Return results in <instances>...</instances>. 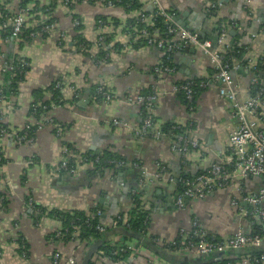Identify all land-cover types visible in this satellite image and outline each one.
<instances>
[{"label":"crops","instance_id":"crops-1","mask_svg":"<svg viewBox=\"0 0 264 264\" xmlns=\"http://www.w3.org/2000/svg\"><path fill=\"white\" fill-rule=\"evenodd\" d=\"M29 1L26 25L36 27L50 20L55 27L46 38L34 39L20 48V40L4 42L0 37L1 56L28 60V71L15 95L5 93L9 81L0 66V86H5L7 96L2 103L4 122L11 134L7 139L0 138V154L5 161L0 167V194L6 199V204L0 207V264H52L55 253L60 256L59 264L70 258L82 264L90 247L82 242L56 240L53 234L59 222L51 212L88 213L98 207L100 199L108 204L102 209L106 224L117 213H126L133 206L131 197H138L147 214L145 237L128 241L140 247L131 264H151L150 254L161 264L194 261L195 255L170 251L171 244L179 240V232L190 230L192 218L198 220L207 234L221 239L237 231L245 234L254 231V222L241 214V208L246 207L242 199L261 188L259 178L243 180L241 195L226 188L203 200L189 201L183 208L175 206L178 188L186 181L184 176L192 180L224 159L229 153V134L238 124L230 102L219 95L220 84L214 80L208 56L195 49L190 53L176 51L171 60L174 71L157 74L155 68L163 64L161 50L147 45L140 32L135 31L133 36L126 31L129 16L122 8L74 4L69 9L62 0ZM139 1L144 4L148 0ZM157 2L186 25L200 22L204 33L198 32L207 37H211L221 21L227 28L225 43L243 48L242 60L246 64L234 60L239 63V70L232 72V80L238 93L248 96L252 79L257 76L255 65L264 58V0H250L249 4L245 0H218L220 6L216 10H209L205 0ZM21 3L6 0L5 8L14 13ZM33 7L39 10L32 11ZM152 9L147 5V12ZM209 11L213 12L209 15ZM154 16L146 14L143 25L155 40L162 39L152 27ZM100 19L102 27H98ZM114 22L119 23L117 28ZM98 46L106 52L98 51ZM262 71L259 76H264ZM185 81L207 84L194 101L192 112L186 110L182 95L172 91L173 86ZM56 83L60 84L59 103L52 105L47 115L35 117L30 112L32 103L49 101L50 90ZM99 87L113 95L109 103L93 100L92 94ZM149 94L155 98L150 113L152 128L148 136L140 137L136 132L143 120L142 106L126 103L125 97ZM45 116L60 126V137L52 127L45 126L35 132L31 143L15 142V135L23 132L25 126H35ZM114 121L120 125H114ZM175 126L200 146L185 156L173 152ZM67 145L77 156L115 153L128 164V170L121 172L116 166L115 173L111 170L100 177L92 176L87 173L89 167L80 165L77 159L76 173L66 174L58 170V165L62 148ZM62 173L67 177L60 176ZM143 173L146 176L141 178ZM12 185L16 187L14 190L10 188ZM233 197L239 202L236 208L231 206ZM29 200L43 211L29 207ZM112 200L114 209L109 207ZM149 243L155 252L146 248ZM97 252L86 263L91 260L93 264H121L103 258L102 251L94 257ZM156 252L173 258L174 262L158 257ZM229 257L239 254L224 255L221 260ZM248 259L235 264H247Z\"/></svg>","mask_w":264,"mask_h":264},{"label":"built area","instance_id":"built-area-1","mask_svg":"<svg viewBox=\"0 0 264 264\" xmlns=\"http://www.w3.org/2000/svg\"><path fill=\"white\" fill-rule=\"evenodd\" d=\"M23 2V0H20ZM208 4L209 10H216L220 4L218 0H205ZM65 5L73 4H93L96 7H114L112 1L107 0H63ZM117 4L124 2L122 9L128 14L129 19H136V26L143 24L146 18L147 5L153 7L155 10V16L162 17L169 25L166 33L168 35H175L173 39H158L155 40L153 35L147 28H141L140 34L149 46H155L159 50L165 49L167 54L165 62L155 68V72L159 73H172L174 71L171 65V55L176 51H181L185 47L195 50H201L206 56H208L211 66L214 70V80L220 84L219 95L221 98L229 101L234 117L238 120V124L229 134V153L228 155L210 166L202 174L198 175L193 180H186L181 183L184 191L177 194L175 197V206L183 208L185 206L184 200L188 201H200L206 198L209 194L216 190L229 188L234 190L237 195L242 194L243 180L253 177L261 180V188L254 195L245 197L242 202L246 205L245 208H241V214L251 219L257 227L258 233L245 234L241 231H237L233 236L221 239L215 235H209L202 228L196 218L191 220V228L188 231L181 230L179 232V240L171 244L172 250L175 252L190 253L197 257L210 256L217 253H224L234 250H243L247 248L260 249L264 242V76H255L252 79V88L248 96H242L238 93L236 86L232 80V72L239 70V64L231 61H224L223 54L230 49L225 43L227 38V29L223 24L217 26L218 36L216 39V47H213L209 40L202 39L198 31H192L181 28L174 23L173 14L164 11L158 4L157 0H148L142 4L141 9L132 10L133 0H114ZM6 0H0V30L5 32L8 28L10 31L9 39H3L4 42L19 41L24 27L26 16L29 9L27 7L19 6L14 13H10L5 8ZM246 4L250 3V0H245ZM76 25L78 22H74ZM102 21H98V27H102ZM54 22L43 25L37 32L30 33L28 38L32 41L37 38H41L42 34H50L54 30ZM102 41V38H100ZM7 58L0 55V66L3 67V71H11L13 66L7 62ZM17 67L19 70H23L27 63L22 58H17ZM103 60V59H101ZM261 65L264 67V58L261 60ZM204 81H185L172 87L174 93H180L183 97V103L187 111L192 112L194 110V95L195 89H204L206 87ZM60 86L56 83L55 88ZM5 94V93H4ZM76 95H74L75 97ZM7 96L0 94V138H8L11 134L7 127H3L4 115L2 109V103ZM113 99V95L107 93L103 88L96 89V96L94 101L103 104L109 103ZM154 95H137L126 96L125 102L128 104H137L142 106L143 120L139 130L136 134L140 137H146L152 128L151 109L154 102ZM45 110V107H42ZM114 125H120L119 121H114ZM45 126L52 127L58 137L61 134V128L54 121L46 116L42 118V122L36 125V131L42 129ZM30 125L25 126L21 134H16L14 137L17 143H31L33 139L30 137L28 131H30ZM172 131L175 133L174 142L171 146L173 152L179 153L185 156L190 150L196 149L200 144L193 139H190L187 135H184L180 127H172ZM77 154L74 150L67 147L62 148V159L58 165L59 171H64L66 174L74 175L76 173ZM79 158V157H78ZM77 158V159H78ZM75 159V160H74ZM86 162L85 159H79ZM116 166L129 167L125 161H119ZM146 175L143 173L141 178ZM143 180L140 181L142 184ZM14 190L15 186H10ZM239 202L233 197L231 200V206L238 207ZM28 206H32V202L28 201ZM132 207L126 212H131ZM100 209L94 212V216H101ZM90 218V214H87V219ZM120 216H115L109 224H97L95 230L102 234L107 231L108 228H116ZM86 220V224H87ZM123 224L125 228L130 229V224ZM79 227L73 228V232L68 230H62L61 227L55 230V239L63 241L64 239L72 242H80L78 240ZM108 246L113 249V254L121 253L124 255V259L121 264H131L140 253V247L136 243L126 242L123 237L118 236L108 243ZM149 261L151 264H161L158 258L154 254L149 255ZM60 256L55 253L52 257V264H59ZM65 264H76L73 259H68ZM247 264H264V251L254 255L248 259Z\"/></svg>","mask_w":264,"mask_h":264},{"label":"trees","instance_id":"trees-1","mask_svg":"<svg viewBox=\"0 0 264 264\" xmlns=\"http://www.w3.org/2000/svg\"><path fill=\"white\" fill-rule=\"evenodd\" d=\"M107 1L113 2V5H114L113 8H119V7L122 8L123 7L122 4L124 3V2H120L117 4L116 2H114V0H107ZM133 1H135V3L132 4L133 5L131 8L132 10H137V9L142 8V4L139 0H133ZM29 2H30L29 0H23V2L20 4V6L21 7H27L28 6L27 4ZM66 6L69 7V9H71L74 7V4L70 5V6L69 5H66ZM91 6H93L92 3H91ZM35 9H38V7ZM35 9L33 7L32 11H34ZM212 12L213 11H209V15ZM28 13H30V11ZM146 14L147 15H150V14L155 15L156 13H155V10L152 9L151 12H146ZM51 22L52 21L49 20L43 24L39 23L36 27H33V25H31L29 23H28L29 25H26V21H25V27H24L21 35L19 36V39L21 41V42L19 41L20 43H18L19 48L23 44H29L32 41L31 39L28 38V35L30 33L37 32L43 25L50 24ZM136 23H137L136 19H128L126 21L125 29L127 32H130L133 36H134V34H136L135 31L140 32L141 28H146L145 24L144 25L139 24V26H136ZM118 24H119L118 22H114V28H117ZM168 25L169 24L167 22H165V20L162 17L154 16V22H153L152 27H153V29L158 31L160 38H162V39H166V38L167 39H173V37L175 36V35H168L166 33ZM217 25L220 26L221 21H219L217 23ZM228 25L231 26V24H228ZM147 30H149V29L147 28ZM122 31H124V28L122 29ZM9 34H10V31L8 28L5 30V32L0 31V37L2 39H9ZM47 36H48V34H42L41 38H46ZM217 36H218V30L216 27L212 30L211 37H207L206 35H202L200 33V37L202 39L209 40L212 43L213 47H216ZM107 41H109V40L107 39ZM85 49H87V48H85ZM98 49H99L98 51H100L101 53L106 52V51H104L103 47L98 46ZM161 52L163 55V63H164L167 54L165 53V49H162ZM172 55H171L170 60H172ZM242 55H243V48L238 47L236 45H233L232 47H230V49H228L227 52H225L223 54V57H224V61L228 62L229 64L231 63V61L234 62V60H236V62H239L240 64H246V62H244L242 60ZM17 58H20V57L15 56L13 59L7 58L8 59L7 62L13 66V69L10 71V79H9L8 85L6 86L7 93H9L10 95L16 94V89H17L18 84L24 80L25 75L28 71V60L24 59L25 62L27 63V66H25L23 68V70H19L17 67V65H18L17 64V62H18ZM239 63H237V64H239ZM255 67H256V71L254 72V73H256L255 75L259 76L260 73L262 74V72H263L262 70H264V67L260 63H257L255 65ZM3 72L6 74V71H3ZM55 85L56 84H54L50 90L51 99L49 101H46L40 105H38V101L35 103H32V105L30 107V112L35 117H42L44 115H47V113L51 109V106L59 103L58 90L60 89V86L58 88H55ZM4 87L5 86H0V94L2 96H6L4 94ZM201 90L195 89V95L193 97L194 101L197 99ZM95 96H96V89L94 90V92L92 94V98L94 99ZM42 107H45V110H43ZM3 127H7V125L5 124ZM0 128H1V124H0ZM36 129L37 128L35 125V126H31L30 131H28V133L32 139H34V134L36 132ZM21 133L22 132H20L19 134H21ZM65 147H67L71 150H74L72 147H70L68 145ZM78 157H77L78 160L79 159H85L86 162L80 161L81 162L80 165L89 167V168H86L88 174H92V176H99V177L103 176L106 172L107 173L111 172V170H112V173H115L117 170L116 164L119 161H123V160H120V158L115 153H112L110 151H105L104 153H102V155H99V156H92L90 154H81ZM77 158H76V161H77ZM4 162L5 161L3 160L2 155L0 154V167L4 164ZM72 165L77 166L76 164H73V163H72ZM80 165H78V166H80ZM91 165L93 166V169L90 168ZM184 178L186 180L187 179L191 180V177H188V176H184ZM183 191H184V189H183L182 185H180V187L178 188V193H181ZM1 195H3V194H0V207L4 206L6 204L5 197L1 196ZM131 200L133 203L131 212L128 214L127 213H117L115 216H117V215L120 216V219L118 221V226L116 228H108L107 231L105 233H102V234L98 233L94 228L97 224H105L106 223L105 218L103 217V210L100 209L102 212L101 216H94V212L99 209L98 207L92 208L88 213L81 212V211H75V212H70V213H67V212L62 213V212L53 211L51 213L58 219L59 227H61L62 230L66 229L69 232H73L74 226L79 227L80 233L78 235V240L82 243H85L87 248H89L95 244H98V246H99L98 252L99 251L103 252V256H102L103 258H107V259L112 260L114 262H118V261L122 262L124 259V255H122L121 253L113 254L112 253L113 249L108 246V243L110 241H112L115 236L116 237H118V236L123 237L126 242L132 241L138 237L143 239L145 237L146 232H147L146 229L148 226L147 214L140 207L138 197H131ZM32 207L34 210L39 209V212L43 211L42 208H40L39 206H37L35 204L34 205L32 204ZM87 214H90L89 219H87ZM115 216H113L110 219V222L112 220H114ZM86 220H88L87 224H86ZM123 221H126L125 223L130 224V229H127V228H125L124 225H122ZM254 232L258 233L256 226H255L254 231H252L250 234H253ZM54 236H55V233L53 234V237ZM62 242H69V240L64 239ZM263 244H264V242H263ZM145 245H147V244H145ZM149 247L152 249L153 252H155V250L152 248L151 244L149 246L147 245L146 248L149 249ZM20 248L23 251L25 250L24 246H20ZM244 250H246V249L241 250L242 252L239 254V257H233V258L229 257L227 259H222L219 262H208L205 264H235L236 261H241L243 259H247V258H250L254 255L259 254L262 251V248L257 249V250H251V251H244ZM170 251L171 252L173 251L172 248H170ZM98 252L94 255V257L96 255H98ZM159 256L160 255H158V257ZM161 257H163V256H161ZM198 258L199 257H195L194 261L198 260ZM86 264H93V261L90 260ZM186 264H190V263H186Z\"/></svg>","mask_w":264,"mask_h":264},{"label":"water","instance_id":"water-1","mask_svg":"<svg viewBox=\"0 0 264 264\" xmlns=\"http://www.w3.org/2000/svg\"><path fill=\"white\" fill-rule=\"evenodd\" d=\"M174 21L175 23H177L178 26H180L181 28H184V29H188V30H192V31H201L202 33H204V30H202V25L200 22L198 21H195L194 23H189L188 25H186L184 23L183 20H181L179 17L177 18H174ZM184 52L185 53H190L192 52L190 48L188 47H185L184 49ZM10 79V71H7V80L9 81ZM5 93H7V88H5ZM121 172H124V171H127L128 168L127 167H121L120 168ZM122 175V174H120ZM60 176H62L63 178H66L67 175L65 173H62ZM120 178L118 179V182H120ZM172 200L169 199L168 200V203H171ZM188 199L186 198L184 200V204L187 205L188 204ZM115 201L112 200L111 204L109 205L110 208L114 209L115 206ZM108 207V204L103 200V199H100L98 201V208L99 209H105ZM173 207V206H172ZM136 240H140V238H136ZM98 244H95L93 246L90 247L87 255H86V258L84 260V262L82 264H85L86 261L89 259V257L94 253V252H97L98 251ZM251 250H256V249H252V248H247L246 250L244 251H251ZM262 251H264V248L262 249ZM242 251L241 250H234V251H228V252H224V253H217V254H213V255H210V256H199L198 260H195L193 261V259H190L189 262L190 263H193V264H205V263H208V262H219L221 260V258L224 256V255H238L240 254ZM157 255H161L163 256L160 252H156ZM166 260H171L170 262H174L173 261V258L167 256L164 254L163 256Z\"/></svg>","mask_w":264,"mask_h":264}]
</instances>
